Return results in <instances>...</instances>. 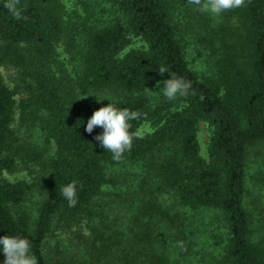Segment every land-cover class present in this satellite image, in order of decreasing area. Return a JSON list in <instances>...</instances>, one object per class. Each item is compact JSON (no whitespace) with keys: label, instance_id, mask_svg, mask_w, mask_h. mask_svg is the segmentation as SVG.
<instances>
[{"label":"trees","instance_id":"16d2710c","mask_svg":"<svg viewBox=\"0 0 264 264\" xmlns=\"http://www.w3.org/2000/svg\"><path fill=\"white\" fill-rule=\"evenodd\" d=\"M71 1L69 15L63 0H20L17 19L0 0V236L27 238L37 264H177L197 238L185 210H203L227 230L213 264H264V197L250 188L264 182V0L218 17L188 0ZM192 43L205 70L189 65ZM171 76L189 95L152 107ZM111 102L140 114L118 161L102 128L85 131ZM72 182L74 207L60 191Z\"/></svg>","mask_w":264,"mask_h":264},{"label":"clouds","instance_id":"9594fccd","mask_svg":"<svg viewBox=\"0 0 264 264\" xmlns=\"http://www.w3.org/2000/svg\"><path fill=\"white\" fill-rule=\"evenodd\" d=\"M19 2L20 0H6L4 4V7L12 12L17 19L20 18V11L17 8ZM188 2L200 6L201 11L209 12L214 17L220 16L225 11L245 6V0H188ZM165 72H168L166 68H159L160 75ZM163 84V95L169 101L176 100L178 97H187L192 88L190 81L175 76H171ZM139 117L138 112L117 107L111 102L93 113L87 122L85 131L91 134L94 128H102L103 132L95 136V140L103 149L110 151L113 154V159L118 161L124 152L132 147L134 134L129 131L131 128L129 121L139 119ZM60 191L63 197L68 200L69 206L74 207L77 202L76 183H69L63 186ZM0 245L3 246L4 264H37L36 257L30 254L31 244L27 238L3 236L0 237Z\"/></svg>","mask_w":264,"mask_h":264},{"label":"rangeland","instance_id":"374dc122","mask_svg":"<svg viewBox=\"0 0 264 264\" xmlns=\"http://www.w3.org/2000/svg\"><path fill=\"white\" fill-rule=\"evenodd\" d=\"M63 5L65 9L66 14H71L75 9V4L72 3L71 0H63ZM180 21L182 24L186 22L185 18H181ZM141 46V42L139 40H134L131 47L138 48ZM58 59L64 64H67L68 58L67 55L59 50ZM188 62L190 63V66L198 67L201 70H205L206 68V62H205V55L201 48L197 47L195 44H190L189 48V54H188ZM70 68V66H68ZM199 74V73H198ZM159 83V84H158ZM163 82H156L155 85H153L152 91L150 92L149 100L152 107H154L156 104H159L161 102H171L176 107L179 106L181 103H179V97L176 100L169 101L166 97L163 95ZM154 129L153 125L149 121L143 122L139 129L138 134L144 135L146 133L151 132ZM209 135H210V127L207 125L206 122H200L198 125V140L200 143L201 148V155L203 157H206V148L209 141ZM132 168L133 171H136L138 175L141 174V168L142 164L138 167V165H135V167H129V169ZM250 176H253L257 172V166L256 164H252L250 162ZM4 178H6L9 181H15L20 178H26L23 173H14V174H7L5 173L3 175ZM261 186H260V184ZM258 183L255 180L251 181L250 188L254 190V187H261L262 190L260 193L263 194L264 197V182L261 181ZM108 189V188H107ZM248 195L249 203L254 204L253 200L257 199V192H254L252 194ZM250 206V208H251ZM252 209V208H251ZM264 213V212H263ZM256 215L258 212L255 213ZM262 215V214H261ZM184 216L189 217L188 222L190 223V228L194 229L193 232L197 234V238L195 243H193V249L192 251H189L187 255L179 256L178 250H174V254L180 259L177 264H213V261L217 258V256H220L223 254V250L225 247V244L227 242V230L225 222L222 218V216L218 215L217 213H211L208 211L203 210H197L196 213H191L188 210H185ZM263 217V216H262ZM264 221V217H263ZM197 229V227H199ZM1 237V236H0ZM4 253H3V246L0 245V264H4Z\"/></svg>","mask_w":264,"mask_h":264}]
</instances>
